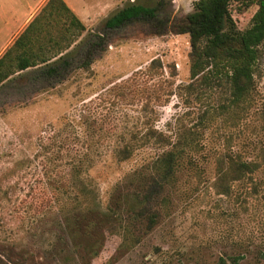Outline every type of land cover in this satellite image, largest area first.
<instances>
[{
  "label": "rangeland",
  "instance_id": "374dc122",
  "mask_svg": "<svg viewBox=\"0 0 264 264\" xmlns=\"http://www.w3.org/2000/svg\"><path fill=\"white\" fill-rule=\"evenodd\" d=\"M137 1H163L160 18H175L195 0ZM256 9L231 5L240 30ZM105 20L92 25L106 42L90 68L38 92L39 69L0 88V264H264V42L240 119L220 111L224 82L191 79L188 34L147 20L108 30ZM151 129L171 140L192 129L195 142L148 201L140 182L168 148ZM124 142L134 150L120 161ZM223 154L259 165L229 194L214 186Z\"/></svg>",
  "mask_w": 264,
  "mask_h": 264
},
{
  "label": "trees",
  "instance_id": "16d2710c",
  "mask_svg": "<svg viewBox=\"0 0 264 264\" xmlns=\"http://www.w3.org/2000/svg\"><path fill=\"white\" fill-rule=\"evenodd\" d=\"M234 2L246 7L257 6L250 26L244 30H240L233 19L231 5ZM162 5L163 1L155 6L138 1L130 2L110 15L105 20L104 27L109 30L132 21L147 20L154 22L159 32L168 30L177 35L188 34L191 45V79L202 80L208 86L224 82L229 89V97L220 107V111L229 115L234 112L238 118L243 119L251 108L256 88L259 47L264 42V0H195L192 11L175 18H160L159 10ZM47 8L65 10V14L70 17L71 26L77 27L76 37L86 31V26L63 0H49L44 9ZM28 31L0 58V88L17 73L40 65L45 66L38 70L35 82L42 83L37 90L52 87L56 81L64 80L74 66L90 68L94 56L98 50L103 49L106 42L104 34L88 32L82 44L81 62L74 64L73 58L70 57L72 53H67L59 61L46 64L50 60L47 57L41 58L26 50L19 53ZM157 63L161 64L160 60L153 61L152 66ZM21 77L25 79L28 76ZM147 136L155 137L157 144L168 147L158 154L152 163L156 177H148L140 182L148 193L150 190L146 198L150 201L165 190L168 179L173 177L182 164L184 154L194 145L195 137L192 129L178 132L176 140H171L163 132L154 129H151ZM133 150L132 143L124 142L116 149V154L120 161H125L132 156ZM258 167L256 162L239 155L223 154L216 161L217 178L214 186L218 193L229 194L230 181L243 179ZM153 188H156L155 192ZM142 197H145V194ZM149 218L153 220L152 215Z\"/></svg>",
  "mask_w": 264,
  "mask_h": 264
},
{
  "label": "crops",
  "instance_id": "0c3cea01",
  "mask_svg": "<svg viewBox=\"0 0 264 264\" xmlns=\"http://www.w3.org/2000/svg\"><path fill=\"white\" fill-rule=\"evenodd\" d=\"M48 1L0 0V58L20 36L29 30L23 38L19 53L26 50L32 55L47 57L50 60L46 64L57 62L67 53H72L70 57L73 58L74 64H78L82 61L83 55L82 47L79 52L76 47L84 41L88 32H93L92 25L107 19L118 9L137 0H63L87 28L85 32L80 33L79 37H76L77 27L71 26L70 17L65 14V10L44 9ZM44 66L28 68L21 72L24 74L28 71L41 70ZM17 75L19 73L15 76ZM43 89L45 88H39L35 92Z\"/></svg>",
  "mask_w": 264,
  "mask_h": 264
}]
</instances>
